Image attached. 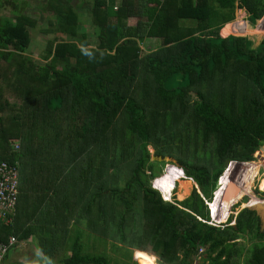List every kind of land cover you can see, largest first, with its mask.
Returning a JSON list of instances; mask_svg holds the SVG:
<instances>
[{
    "label": "trees",
    "instance_id": "16d2710c",
    "mask_svg": "<svg viewBox=\"0 0 264 264\" xmlns=\"http://www.w3.org/2000/svg\"><path fill=\"white\" fill-rule=\"evenodd\" d=\"M80 2L90 5L86 31L74 0L44 4L55 37L43 63L25 55L37 20L12 0L0 4L13 8L0 16V162L18 170V201L12 221L0 219V240L36 238L55 264H110L117 241L161 264H200L198 250L202 263L264 264L261 215L245 207L234 224L227 219L243 194L255 197L254 173L222 210L227 182L212 200L227 164L253 161L264 145V39L252 46L245 33L264 18V0ZM146 38L160 46L144 52ZM148 146L176 160L185 188L195 183L188 197L167 202L166 180L150 186L165 162L151 160ZM209 211L224 225L209 224ZM74 219L102 252L87 253Z\"/></svg>",
    "mask_w": 264,
    "mask_h": 264
},
{
    "label": "rangeland",
    "instance_id": "374dc122",
    "mask_svg": "<svg viewBox=\"0 0 264 264\" xmlns=\"http://www.w3.org/2000/svg\"><path fill=\"white\" fill-rule=\"evenodd\" d=\"M4 1L6 0H0V4H4ZM14 3H16L17 8L23 12L26 13L27 15H29L30 17L34 18L37 20L38 26L35 27L34 29H32L31 34H32V38H31V43L30 46L26 52L25 55H28L30 58H32L34 61L39 62V63H43L45 61L44 58H42V55L44 53V49L48 46L49 42L52 41L55 37L54 32H52V26L51 23L53 21V17L51 16V14H49L45 8L43 7L44 4L47 2V0H12ZM77 2H79L80 0H75L74 4ZM12 4H8L5 5L4 7H0V16L1 17H8L11 18L13 16L11 10L13 8H11ZM14 14H16L14 12ZM245 16V14H241V19H243ZM87 25L85 24H81V29L82 31H86ZM248 30H245V33L247 35V37L249 38V40H251L252 42V46L257 45L260 41H262L264 39V18L261 20H258L256 22L255 25L248 27ZM231 27L227 26L224 29V33H229L231 32ZM94 40V39H92ZM94 44V42H93ZM152 44V43H150ZM141 48L143 49L144 52H148L149 50H151L152 48H154L156 45H152V46H147V44L142 43L141 44ZM15 145H18L17 143ZM264 148V145L262 146ZM17 148V146H15V149ZM148 151L150 153L151 156L154 155V149L152 148V146H148ZM256 155H263L262 150L260 152L256 151L254 153V160L249 162V163H244L246 165H239V164H234L232 167V170H230L229 172H227V168L230 164V162L227 164L226 168L224 169L223 173H224V178L223 181L221 183V185L213 192V196H212V200L214 198V194L215 192L221 188V186L224 184V182L226 183L225 188L223 190V192L221 193V196L224 195L223 198H221V202H220V206H221V210L224 207V201L228 198L225 194L228 192L229 186L234 185L237 190L239 191V181L240 182H244L246 179H248V175L253 172L255 178H253V182L251 184V188H250V193L252 195H254L255 197L253 199H250L249 196L247 194H243L238 200H236L229 208V215L227 216V219L232 217V222H234V217L236 216V214L238 213V211L242 208H245L246 204H250L252 202H257V203H261L264 202V198H262V194L260 192L264 191V164L263 162L260 160V157H256ZM165 163H160V165H158L157 167H159L160 169L157 170L158 173H156V175H158L157 177L150 179V186L152 188L155 189L156 185L159 184L160 182L164 183V180H166V191L167 193L170 195L169 200H165L164 196L162 195V193H160L158 190V192L160 193L162 199L164 201L167 202H174V201H181L183 199H185L186 197L189 196L192 188L195 186L194 182L190 183V187L185 188V185L183 184V181L186 179L184 178H180V173L178 171H175V169L172 168V166L170 164H172L171 161H162ZM256 164H259L256 166ZM176 166V165H174ZM245 166V167H244ZM177 167V166H176ZM244 167V168H243ZM247 167H250L249 170L246 169ZM160 170V171H159ZM222 173V175H223ZM221 175V176H222ZM245 175V176H244ZM219 177L218 181H220ZM230 177L231 179L229 181L226 180V178ZM183 180V181H181ZM231 188H233L231 186ZM184 190H189L188 194L185 196H180L182 195V192ZM237 191V192H238ZM180 194V195H179ZM180 196L182 199H178L177 196ZM232 197V196H231ZM262 200V201H260ZM18 201V199H17ZM244 201V202H242ZM74 203H80L78 202L77 198L73 200ZM206 202H209L208 200ZM239 203V204H238ZM75 209L74 214L72 215V217L77 218L76 216L81 213L82 211V206L80 205H75ZM212 212V209L210 210ZM210 216V214H209ZM71 217V218H72ZM226 219V220H227ZM222 221V222H215L212 220V217L210 216V219L208 222H210V224L212 225H216V226H223L224 223L226 222ZM79 221V222H78ZM73 220L71 223L73 225H70V227L75 228L74 231H79L80 233V238L81 241L84 245V248L86 249L87 253H89L90 255H95L98 254L97 251L102 252V245L100 243L95 242V235L94 234H90V233H85V229L83 227L82 219L80 220ZM79 223H81L79 225ZM84 230V233L82 232ZM76 236V235H75ZM74 236V237H75ZM29 243L32 244L33 247H35V249L38 251V244L36 241V238H30ZM21 242H18L16 247H14V249L5 257V259L1 260L0 263H6L8 261L10 262H17L20 259L22 260L23 258H33L31 261H33L34 263H38V259L40 264H55L56 260L54 259H49L46 257H43L40 253V251L38 252V254L34 255L33 252L31 250H28L27 252L29 254H27V252H22L21 250V246H20ZM113 244L114 248L110 249V245ZM23 245V244H22ZM108 251L106 254L110 256V264H161L158 262L157 258L154 257L153 255H149L143 252H139L137 249H134L132 247H127L125 244H123L120 241L114 242V243H109L108 245ZM251 247V245L248 246V248ZM250 249V248H249ZM63 253H60L59 255H62ZM214 255V253H212V256ZM108 257V256H107ZM202 254H200V250H198V256L196 257L197 261H199L200 264H209V261L205 260L202 263L201 260ZM246 255L242 254V259H245ZM24 260H28V259H24ZM241 261V260H240ZM59 264V263H58ZM62 264V263H60Z\"/></svg>",
    "mask_w": 264,
    "mask_h": 264
},
{
    "label": "built area",
    "instance_id": "2783aa9c",
    "mask_svg": "<svg viewBox=\"0 0 264 264\" xmlns=\"http://www.w3.org/2000/svg\"><path fill=\"white\" fill-rule=\"evenodd\" d=\"M16 149H18V145ZM18 197L17 164L0 162V219L11 222L9 214L13 213ZM17 239L9 236L6 241L0 240V261L16 247Z\"/></svg>",
    "mask_w": 264,
    "mask_h": 264
},
{
    "label": "crops",
    "instance_id": "0c3cea01",
    "mask_svg": "<svg viewBox=\"0 0 264 264\" xmlns=\"http://www.w3.org/2000/svg\"><path fill=\"white\" fill-rule=\"evenodd\" d=\"M75 1V0H74ZM118 0H114V4H117ZM75 6H78L79 7V14H80V18L81 20H83L82 24L83 23H86L88 20H89V9H90V5L87 3V2H77L74 4ZM26 14V13H25ZM241 14H245L246 16V13L243 9H236L235 10V19L236 20H241ZM244 16V17H245ZM88 23V22H87ZM89 33V32H88ZM90 35L92 36L93 38V35L91 33H89V37ZM144 44H147V46H152V45H156L154 48H152L151 50H154L156 49L157 47L160 46V40L157 39V38H146L143 42ZM152 43V44H150ZM142 46V45H141ZM150 51V50H149ZM208 204V202H206ZM209 205V204H208ZM209 223V222H208ZM235 223V217H234V222L231 223V224H234ZM210 224V223H209ZM30 241V238L29 239H26V240H23L21 241V244H20V248L22 252H27L28 250H31L33 252L34 255L38 254V251L35 249V247L32 246L31 243H29ZM23 244V245H22ZM27 254H29L27 252ZM23 259H28V260H32L33 258H23Z\"/></svg>",
    "mask_w": 264,
    "mask_h": 264
},
{
    "label": "water",
    "instance_id": "95a60500",
    "mask_svg": "<svg viewBox=\"0 0 264 264\" xmlns=\"http://www.w3.org/2000/svg\"><path fill=\"white\" fill-rule=\"evenodd\" d=\"M262 149H263V147H260L259 150H258V152H260ZM260 156L261 155H256V157H260ZM151 160H153V161L156 160V161H159V162H162V161L167 160V161H171L172 162V165H176L177 167H179L178 164H177V162H176V160L173 159V158H170L168 156L161 157V156H155V155H153V156H151ZM234 163L235 164L242 165L244 163H249V162L234 161ZM231 186L233 188H231ZM195 187L197 188L196 185H195ZM237 191H238L237 188L234 185H231L230 184L229 189H228V192L225 195L228 198L231 197V196L234 197V196H236L235 194H237ZM223 197H224V195L221 196V198H223ZM260 201H262V200H260ZM208 207H209V205H208ZM245 207L255 209L257 211V213H259L261 215V218H262V221H263V226H264V203H261V206L246 204Z\"/></svg>",
    "mask_w": 264,
    "mask_h": 264
},
{
    "label": "bare ground",
    "instance_id": "6f19581e",
    "mask_svg": "<svg viewBox=\"0 0 264 264\" xmlns=\"http://www.w3.org/2000/svg\"><path fill=\"white\" fill-rule=\"evenodd\" d=\"M235 163L234 162H231L227 168V172H229L230 170H232V167ZM244 168V167H243ZM247 168H250V167H247ZM225 183V182H224Z\"/></svg>",
    "mask_w": 264,
    "mask_h": 264
},
{
    "label": "clouds",
    "instance_id": "9594fccd",
    "mask_svg": "<svg viewBox=\"0 0 264 264\" xmlns=\"http://www.w3.org/2000/svg\"><path fill=\"white\" fill-rule=\"evenodd\" d=\"M231 162H234V161H231ZM231 162H230V163H231ZM250 162H251V161H250ZM218 186H219V185H218ZM207 205H208V204H207ZM208 208H209V207H208ZM209 214H210V211H209Z\"/></svg>",
    "mask_w": 264,
    "mask_h": 264
}]
</instances>
